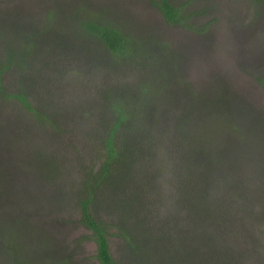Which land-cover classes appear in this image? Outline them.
Listing matches in <instances>:
<instances>
[{
    "label": "rangeland",
    "instance_id": "obj_1",
    "mask_svg": "<svg viewBox=\"0 0 264 264\" xmlns=\"http://www.w3.org/2000/svg\"><path fill=\"white\" fill-rule=\"evenodd\" d=\"M158 1L0 0V84L8 93L23 86L38 109L0 93V264H100L71 182L97 167L101 125L112 114L106 97L142 80L150 92L161 91V115L143 139L155 160L139 159L151 168H143L154 180L151 205L146 218L124 224L130 244L111 237L116 264H264V5L170 0L191 13L187 23L171 24ZM74 10L98 12L122 28L136 54L114 63L102 44L77 34L67 17ZM19 50L28 54L25 65L14 62ZM150 63L165 69L159 81ZM40 114L47 119L39 121ZM180 114L190 141L221 157L185 193L173 129ZM223 116L235 124L225 131L216 119Z\"/></svg>",
    "mask_w": 264,
    "mask_h": 264
},
{
    "label": "trees",
    "instance_id": "obj_2",
    "mask_svg": "<svg viewBox=\"0 0 264 264\" xmlns=\"http://www.w3.org/2000/svg\"><path fill=\"white\" fill-rule=\"evenodd\" d=\"M258 1L264 5V0ZM155 5L162 12L164 19L168 23H187L188 18H190L191 13L185 14L183 9L173 5L170 0H159ZM74 11L76 12L69 13L67 17L70 20L69 23L75 25L77 34L84 36L85 40L102 44L106 52L113 58L114 63L118 59L133 57L136 54L129 49L130 42L134 40L122 28L115 26L113 22L107 20L103 15L98 16V12L94 15L86 10L80 13L78 10ZM40 32L43 33L44 29ZM19 52L18 58L20 60L14 62L18 64L20 61L22 65H25L28 54L26 51L21 52L19 50ZM150 65L157 71L154 73L153 79L155 80L158 77V80L160 78L159 74H162L165 69H161L155 63H150ZM2 72L3 68L0 70V74ZM261 79L264 80V77ZM154 80L149 81L151 86L158 84V82L153 84ZM149 87L148 82L142 80L133 85V88L128 89L126 93L115 91L106 97L107 105L111 109L112 114L101 125L103 133L102 137L98 139V148L94 156L98 162L97 167L91 165L85 168V172L81 170L71 182L75 191L73 197L76 198L80 207L79 222L91 231L89 238L97 245V259L100 264H116L110 250L111 237L120 236L130 244L133 239L128 235V228L124 224L129 219L138 218V215H143L142 217L146 218L147 215L143 211L144 207L148 208L151 205L149 192L154 180H150L147 177L145 170L151 171L150 165L155 159L152 155L153 145L147 141V145L144 146L143 142L145 140L143 139L145 136H149L150 130L152 132L154 123L157 117L161 115V112L160 106L157 105L160 100L155 95V91H160V89L157 86L156 90L150 92L148 90ZM24 90V87L20 85L16 92L8 93L4 91L0 84V93L3 98L15 97L25 108L38 114V109H34L31 106ZM222 98L226 99V97ZM167 101L168 99L166 98V104L168 105ZM214 106L218 108V103H214ZM147 111L148 120L143 118L144 113ZM37 116L39 121L47 119L42 114ZM216 119H219L217 123L220 124L222 131L228 130L231 125H235L234 123L230 124L229 119L224 116ZM186 120L187 118L183 114L178 115L173 120V129L178 136L175 143L182 150L181 157L183 160L178 171L180 182L184 183L183 193L186 192L185 187L187 184H191L188 186L191 189L193 181L207 178L211 174L210 169L215 164H219V159L221 158L218 157V152L208 147L206 143L197 141L196 144H193L190 141L191 136L187 133L189 126ZM224 120L227 121L225 126L222 125ZM139 132L142 134H139ZM139 145L143 149L138 153L137 146ZM196 145L200 149L199 152L194 150ZM142 155L147 157L146 159L150 162L149 169L146 168V160L143 165L145 170L140 166L139 159L143 157ZM41 160L51 168V159L43 156ZM51 173L56 174L52 169ZM135 174L137 175V181H132V184H129ZM193 188H195V185ZM136 208L139 209L136 210ZM114 211H116V214ZM99 212L111 215L112 220L106 221ZM138 220L134 221L138 223ZM112 226L116 228L115 233L110 230ZM148 229L151 230L150 227ZM137 250L140 251V247ZM57 261L63 263L66 260L59 258ZM41 264L47 263L41 262ZM56 264L58 263L56 262Z\"/></svg>",
    "mask_w": 264,
    "mask_h": 264
}]
</instances>
